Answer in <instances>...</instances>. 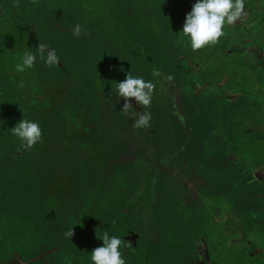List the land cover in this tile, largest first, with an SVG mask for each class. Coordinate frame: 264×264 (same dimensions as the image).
<instances>
[{
    "label": "rangeland",
    "instance_id": "1",
    "mask_svg": "<svg viewBox=\"0 0 264 264\" xmlns=\"http://www.w3.org/2000/svg\"><path fill=\"white\" fill-rule=\"evenodd\" d=\"M67 1L68 0H51V4L48 5V7L53 12L55 8L60 7L58 6L59 3L60 5L62 4V2L67 4ZM171 1L172 0H138L139 4L138 10L136 9V14L138 15V18H145L143 17V14H147L146 8L152 6L153 4L155 6L154 10H156L157 8L159 9L161 6L164 7V3L166 2L169 5L170 9H174L178 3V0H174L173 2ZM45 2L47 3V1ZM76 2L84 4V0H76ZM88 2L90 1L87 0L85 5H83L84 11L86 12H89L91 8L85 7ZM115 2L120 3L119 0H115ZM5 3H7L11 8L13 7V5L19 8V14H24L23 18H36L34 24L37 25L40 30V32L38 33L40 39L45 42L48 46V40L50 41L51 39V46H49V48L55 49L59 59L63 63H65L69 69H73L72 71L77 73L79 85L81 87H96V91L100 90L101 92L103 91L106 94H110L112 92L114 95L116 94V98L119 97V95L115 91V84L121 81H117L116 79L117 77L114 72V70L116 69L115 64H113L109 68L108 65L103 62V59H101V57L97 55V51L92 52L93 59L83 61V58L80 57V54L79 56L76 55L78 52V48L74 46V43L69 41L66 42L64 40L65 34L66 38L69 40L70 37L73 36V32L70 29V25L73 24L69 23V19L64 20L62 18H59L58 11L53 14L52 19L49 18V16L51 15L50 13L45 14L43 11H41L44 10L42 5L40 7L41 10H39L37 8L38 6H36V11L30 13V10L28 11V9H25V12L20 7V3L23 6L25 1L18 2L14 0H5ZM108 3L112 5L114 4V1L111 0V2ZM194 3L195 0L193 1V4ZM92 4L93 8H103L104 2L92 1ZM96 10L92 9L91 11ZM89 15L90 17H93L91 16V14ZM85 16L87 18H82V20H84L83 26L88 29V32L86 33H89L91 38L96 37V35H100V32L104 30V28L108 30L107 18H89L88 15ZM147 17L156 18L155 15L153 17L149 14L147 15ZM53 19H56L57 22L53 21ZM74 20H77V18H75ZM29 22L31 23L30 19ZM51 22H54L55 24H57V26H54V24H52ZM19 24L23 27L24 30H28L25 22H19ZM77 24H79L78 21L76 25ZM55 29L56 31H60V36L55 33ZM106 30L102 31V33L109 35V32H107ZM83 34L84 33H82L81 36ZM151 36L154 35L151 34ZM131 37V35L127 36L122 41V44L126 45L127 48L136 47L135 43L131 41ZM233 37L234 34L232 32V28H228L227 33H224V35L221 36L217 41L219 43H223V40L225 38L227 41L228 38L230 39ZM54 38H56L55 43ZM181 40L185 43V46L187 48H190L189 45L185 42V40L182 38V36ZM95 41L100 44L99 39H96ZM58 42L61 44L60 47H58L57 45ZM147 42L153 43V46H151L153 50L150 52H152L151 57H153L155 61L157 60L155 65L159 66V68L163 70L164 73L169 75L179 85L180 89L178 93L181 94L180 100L184 101L183 108L181 110L186 112L187 116L189 117L188 123L190 126L194 127L195 125H197L200 127L199 132L202 133V137H199V139H197V136H189V134L184 131L182 124H177L178 126H175L173 120L167 122L166 125L162 126V128L164 129V132L160 134V139L163 140L161 141V143H164L162 145V149H171V156H169L171 160H169V162L164 168V172L167 175L165 174L161 177H159L158 175L142 176V169L136 171L135 173H133V175L129 174L135 171V169L137 168L136 164L140 162H134L135 165H132L130 163L131 157L134 158V154L132 153L134 151V148L131 146L130 143H128L129 151L125 152V156L118 161V165L122 167H119V169H109V175H113V180L110 181L111 184H114L113 200H115L119 196L121 198L122 194H124L126 198L128 197L130 199H133L134 192L130 193L128 189L134 188L135 184H137L138 181L142 183V185L145 184L146 187L151 188V190L153 191V195L151 198L153 199H151L150 201L151 206L147 209V212L150 214L147 219V225L149 227V234H151L152 232L153 235L154 231H151L152 227L150 226H152L153 224H155V226L158 225H156V223L152 221L154 216L159 221L162 220L161 216L158 215L156 211V205H158L157 203L160 201L167 202L165 204H168L169 202L172 203L171 199L173 196H175L178 198V201L181 200V202L183 203L184 211L180 212V217L183 218L184 221L182 222L180 219L171 218V215L167 214L163 217V220H165L166 218L170 219V221H168L169 224H172L174 222H181L182 224H185V230L188 232L189 235L193 233V235L196 236L187 235V238L184 239L180 235V233L177 234L176 232V234H173V237H167L166 239L163 238L164 241H162L163 239L161 238L160 234V239L158 242H156V236L158 235V233L154 232V238H152L151 235L153 245L150 249L147 248L148 252L146 253V256L138 252L136 253V255H133L135 258H133L132 255H123L125 261L128 258L125 264H202V261L197 258L196 253L198 245H201V242L199 240L200 238L197 235L205 234V237H208L207 241L209 244V238L212 236L211 234L213 233V229H217L219 234H222V231H224L226 235H231L233 234V232H235L236 229H241L242 226L245 230L244 236L248 237L246 239L248 242H246L245 240V244L248 245L249 243L254 242L253 244H251V246L254 245L255 248H257L254 252L255 254L251 253L250 245L244 247V249L235 250L233 242H229V240L226 241L225 239H223V234L220 239L221 242L223 240L222 244L221 242H215L214 246H212V243L209 246L210 253L212 255L215 254L216 256H219V259L211 258V262L213 264H259L260 261L254 262L253 260L259 257V251L261 249L264 253V243L262 242V236L264 237V182L261 183L260 181L262 180H260V178L257 181L259 182L256 184H259L256 187V190L258 191L257 197H252L254 196L253 193H251L252 190H250V193L246 195L244 192L236 194L232 191V188L235 189L238 187H244L246 185L249 186L251 184L249 180H252L253 175L251 177L249 175L248 169L251 166L248 164L253 163V167H255L259 164L260 160L264 162V143L260 142L256 147H249V141L254 139L253 135H248L246 133V135L238 136V131H235L239 128V124L236 122V115L239 109L237 110V106L232 108L223 106L221 107L218 104V101L215 100L216 98L213 94L211 87L207 88L201 93L199 92L197 94H194L195 90H193L192 84L201 82L200 77H196V79H194L196 81H193V73L190 69H188V63H185L186 60H183L181 58L175 48H171L172 44L170 46L171 49H169L165 45L159 44L158 42H154L150 37L147 39ZM233 42L236 43V41ZM101 43H103V41ZM223 44L225 45V42ZM209 45L203 47L205 48L204 51H202L200 53V56H197V58L202 56V58L204 59L205 57L209 56L210 52L212 51V48L210 49ZM37 46L38 43L36 44L35 42L33 53L37 52ZM74 47L76 48V51L73 53ZM129 50H135V48H131ZM122 53H124V49ZM21 55H23L22 51L19 50L18 55H8V57H11L14 60H18L19 62V58ZM117 62L119 65L124 67L123 63H125L126 60L123 59L122 56V58L119 57ZM6 64H4L1 74L3 76L5 74L12 75L8 77V79H11V81L7 82L5 79H0V86L4 87L2 89H4L5 91L10 92L13 90L17 94L16 97L8 100L9 106L12 109H16L17 104L22 101V95L25 87L28 88L31 86L34 90V88L36 87L45 85V89H47L45 93H47V91L50 90V87L53 86L56 81H58L51 79L52 68L56 65H58L59 68L61 66V69L63 68L60 62L54 66H46L43 60L38 58L36 61L35 70L26 69L22 73L13 71L11 74V71L6 68V66H8ZM38 65L44 67V69L45 67L49 68L50 75L49 72L41 71V73H43V75L45 74V76L43 77V79L37 80L36 71H39L37 69ZM96 69L99 70L96 71ZM92 70L95 71L90 73V71ZM149 71L150 70L148 69L147 72ZM62 73L63 70H61V73L58 75V77H61L63 79L65 77V82H67V79L68 81H70V77H67L65 74ZM93 73H97L98 76V79H96L95 84L89 83L90 81H92V78L89 76V74ZM243 73L245 75V72ZM15 75L18 76L17 80L15 78ZM129 75L133 74L129 73ZM136 76L141 77L139 74H136ZM202 82L203 83L199 86V89L204 88V86L207 85L205 84L204 80ZM262 91L264 92V88L262 89ZM62 98H67L68 100L73 99L69 94L64 95ZM3 100H5V97H0V105L3 104ZM168 103L170 104V101ZM19 106H22V104H19ZM91 106L92 105H90V107ZM194 108H198L199 110V112L197 113L198 117L192 114ZM154 110L155 107L148 112L151 113V115L153 114V117H156L157 121H159V124H161L162 121L159 116L161 115L162 117V114ZM92 111L99 112L101 114V110L98 111L93 109ZM189 113L190 115H188ZM112 117L114 116L111 114L107 118V122H109V128H111L109 137L117 139L119 135L124 133L122 132L123 130H121L119 127L116 128V125H118L119 121L115 122V118ZM102 121L106 122V120L104 119H102ZM152 121L153 120L151 119L150 123L154 124ZM211 126L219 130V137L213 136L211 134L212 132L210 133L206 130V127H208V129H211L209 128ZM148 131L151 136H154V138L156 137V133L151 131L150 128H148ZM133 134L143 146L145 142L147 143V139H149L148 137L146 138L144 135H139L136 132H133ZM197 141H199V143ZM152 144L153 142L151 143V145ZM158 144L156 143L157 146H159ZM190 149H192V153L190 154V156L192 155L191 162L187 164L182 162L179 166L174 165V170H176L177 172L174 173L171 161L174 160L178 165L180 158L183 157L185 153L189 152ZM145 151L148 152L147 149ZM143 153L148 155L145 152ZM234 158L236 160H233ZM118 162L114 163L117 164ZM153 162L158 163V167L160 163L159 159L154 160ZM221 168H224L223 171ZM122 170L127 173H124ZM172 176H175L176 180L173 181ZM225 176L228 177L227 179H229V177L231 176L234 180L231 178L232 180L230 179L224 181ZM6 177L7 176L5 175L2 176L3 179H5ZM95 177L96 174L92 175L91 177H84L82 179L81 189H79L77 193L75 192L73 194L74 197L71 199L70 202H66L69 204H61L56 201V198L51 199L50 195L48 194H45L46 198H43L42 193H47L49 189L50 191L53 190V188H55L54 184L53 186L50 185V187L47 188V182V187H45V184L43 182H36L35 184V178H31L32 180L29 181L25 180L24 182L18 181L16 183H11L10 186L12 188L8 194L9 199H7V196L4 199H0V206L3 205L2 208H0V260L1 258L4 259L5 257L14 254L15 256L19 257L21 259V262L24 264H46V262H50L51 264H91L89 256L90 252L95 247V242L91 237V234L94 233V231L88 227L89 215L87 209L91 206H97V201L102 198V191L100 188H97V184L99 181H97ZM152 177H155V182L151 179ZM247 180L250 183H246ZM116 182L118 184L115 187ZM231 184L232 188L230 187ZM161 185H164V187H161ZM224 185L225 187H223ZM122 186H126L127 188H122ZM212 186H215V188L218 189L215 197L221 195L222 200L229 203L228 206H235L234 211H230L229 209L225 208L226 204L222 200V204L213 201L214 193L211 189ZM84 187L88 188L89 190L95 191L91 195L90 191L86 193V190L88 189L84 190ZM171 187H173V191ZM218 187L222 188L219 189ZM184 198H187V202ZM254 198H258L257 203L250 204L245 202L246 199L248 201L254 202ZM11 199H14V207L19 204L18 210L15 208H8V206L5 208L7 200L9 201ZM83 200L86 201L82 203ZM183 200H185L186 204H184ZM24 202H26V206L23 205ZM126 203L127 202L125 200L122 202L124 206ZM214 204L216 205L213 209L212 205ZM24 207L27 209V211H24L22 209ZM117 207H119V209H122L121 204ZM219 208H225L221 211L226 212V214L228 213V218L220 221V230H218L219 225L217 223V220L220 219L214 217L213 215V210L215 209L218 213L220 212ZM56 213H58V215H56ZM55 217L56 219L53 220V218ZM171 219L173 220L171 221ZM123 220L124 222H122L121 226L126 227V229L129 225L132 227V229L137 228L138 223L141 222V219H133V217L132 219L128 218L125 220L124 218ZM52 222L55 223V225L57 226L64 224L67 226H71V228L72 225H75L74 228L77 230L81 229V227L83 228V236L79 240L77 239V249L79 251L78 257L75 255V253L68 256V252H65L66 248L64 246L62 250H57L60 245L57 240L52 239L54 238V236L46 232L35 231L34 229V225H46ZM259 222L260 226H258L259 224L257 225V223ZM251 227L255 228L256 230H254L253 235L247 233L248 231H251ZM111 228H113V226ZM245 228H247V230ZM169 231H171V228L169 229ZM117 232L122 236L125 235V231L117 230ZM85 233L87 234L85 235ZM98 235H103V233H97L93 238ZM72 236L74 239H76L77 237L76 235ZM233 236H235V234ZM148 238L150 239V236H148ZM226 238H228V236H226ZM11 244L14 245L13 249L10 247ZM240 246L242 247V245ZM242 250L243 252H240ZM81 251L82 254H80ZM59 255L68 257H63L60 261H53L54 257L58 258Z\"/></svg>",
    "mask_w": 264,
    "mask_h": 264
},
{
    "label": "flooded vegetation",
    "instance_id": "2",
    "mask_svg": "<svg viewBox=\"0 0 264 264\" xmlns=\"http://www.w3.org/2000/svg\"><path fill=\"white\" fill-rule=\"evenodd\" d=\"M14 1L22 2L23 0H14ZM173 1L174 0H172L171 2ZM193 1L194 0H178V3L174 9H170L169 7L166 8L165 5L164 7L161 6L159 9H156V13H155L156 18H148L147 14L145 15L143 14V17L145 18H140V17L137 18L136 16H133L134 18H131L130 15L131 18L130 23L132 25V31L130 32V35L132 36L131 41L134 42L136 46L134 47L136 50V55L134 56V59H136V61H134L133 63H137L139 70L142 69L144 70V72H142L141 77L145 81L151 82L153 84V88L156 90L155 92L157 93L155 94L151 93V104L146 109L143 106L138 105L135 102L134 98H128L132 107H130L127 111H124L125 112L124 114L125 116H127V120H128L127 122L128 127L126 126V129L131 134L132 132H136L134 130L137 129L138 131L137 133L140 132L141 133L140 135L142 136L144 135L146 138L148 137L149 140L155 139L153 136L150 135L147 129L149 127L136 128L133 126L135 120L138 119L139 115L142 114L144 110L150 111L155 107L154 111H158L161 114L164 112V108L168 110L171 109V111L168 112L166 116L171 117V119L175 123V126H178L177 124H182L184 131L186 133L187 132L190 133V136L195 137V136H199L198 133L200 134L199 132L200 127L197 125H195L194 127L190 126L188 123L189 117L187 116L186 112L181 110L183 108L184 101L180 100L181 94L178 93L180 89L179 85L169 75L164 73V71L161 70L159 66L155 65L157 60L155 61L153 57H151L152 52H150L153 50V48L151 47L153 46V43L147 42V39L150 37L154 42H158L159 44L165 45L169 49L175 48L178 51L181 58L183 60H186L185 63H188L187 67L193 73L192 76L193 81H196L194 80L196 79V77H200L201 82L192 84L193 90H195L194 94H197L199 92L201 93L202 91L211 87L213 94L215 95L216 98L215 100L218 101V104L221 107L223 106V107L232 108L237 106V110L239 109V111L236 115V119H237L236 122L239 124L238 125L239 128L235 132L238 131L237 132L238 136L246 135V133L248 135H253L254 139L249 141V147H253V146L256 147L260 142L264 143V92L262 91V89L264 88V0H244V11L241 17L233 24L226 23L224 26V33H227L228 28H232L234 37L230 39L228 38L227 41L225 38L223 40V43L225 42V45L223 43H219L218 41L215 43V45L210 44L209 47L210 49L212 48L211 51L212 53L210 52L209 56L205 57L204 59L202 58V56L198 58L197 56H200V53L204 51L205 48H201L197 51H193L191 50V48H187L185 46V43L182 42L181 40L180 33H178L179 31L182 30L185 16L188 12H190L191 7L193 5ZM26 4H27L26 9H28V11L30 10V13L36 11L35 10L36 6H38L37 8L39 10H41L40 9L41 5L44 6L43 7L44 10L41 11H43L44 13L46 11L45 14H47V11L49 9L48 7L49 2L45 4L44 0H27ZM20 7H21V3H20ZM21 8L25 11V8L23 7ZM159 11L161 13H158ZM23 16L24 14H19V8H17L15 5H13V7L11 8L7 3H5V0H0V79H5L7 82L11 81V79H8V77L12 75L5 74L3 76L1 74L4 64L7 63L6 65L8 66H6V68L9 71H11L12 74L13 71L16 72L14 66L16 63H18V60H14L11 57L9 58L8 55L9 56L13 54L18 55L19 50L22 51V54L25 51L34 52L35 42L36 44L38 43V45H43L46 46L47 48L51 46V39L50 41L47 39L49 42V46L40 39L38 35L40 30L37 27V25L34 24L36 18H29L31 21L30 23L29 19L23 18ZM166 18H172L170 25L167 24ZM19 22H25L28 30H24L23 27L19 24ZM55 33H57V35L60 36V32L59 33L55 32ZM151 34H153L154 36H151ZM65 38H66V34L64 35V40ZM55 39L56 38H54V43H55ZM233 41H236V43H234ZM171 44L172 47L170 48ZM57 45L58 47H60L61 44L58 42ZM36 51H38V49ZM59 62L61 63V65L63 64V62L60 59ZM39 67L40 66L38 65L37 69ZM154 68L159 69L160 74L158 76L152 75V70ZM30 69H34V70L36 69V62L33 65V67ZM42 69L45 72H49V68L45 67L44 69V67H42ZM148 69H150L149 71L150 78L146 76L148 73L146 70ZM243 72H245V75ZM15 78L17 80L18 76L15 75ZM203 80L207 85L204 86V88L199 89V86L203 83L202 82ZM2 88L4 87L0 86V97L4 96L5 100H3V104L0 105V112H2L0 113V135L7 134V136L9 137H5V139L8 138L9 143L5 145L3 144V139H0V143L2 144L0 146V162L4 164L6 160L8 161L6 162V165H11L13 161L15 162L16 160H18L24 152L21 149H19V145L21 144V143L19 144L18 142L19 140H17V138L11 134V129L14 126H16V124L20 121V118H18L19 116L18 109L16 108L13 110L9 106L8 100L13 99L14 97L17 96V94L13 90L8 92ZM115 96L116 95H114L112 92L110 94H104L102 92L96 91L92 95L91 94L85 95L81 93L80 95L75 94L71 97L73 98L72 100H80L79 101L80 106L83 105L82 103L90 102L92 105L91 106L92 109L98 111L101 110V114L99 112L91 113L92 117H94L93 115L97 117L95 121L97 120V123L99 124V126H97L96 128L93 127L91 129L99 133L101 137H105L104 134L111 132L110 130L111 128H109V122H107V118L109 115L112 114L111 110L113 104L118 103L120 101H122L121 103L124 104L123 97L116 98ZM50 98H51L50 96L46 97V99L48 100H50ZM48 100H47V105L45 107L46 110H48V105H49ZM169 101L170 104L168 103ZM18 106L19 104H17V107ZM33 107L34 106L29 107L31 113L33 114L31 115L32 117L29 118L32 119L33 117H35L34 109H32ZM22 112L25 113V110L22 109ZM198 112H199L198 108H194L192 114L198 117L197 116ZM190 113L188 115H190ZM9 114L11 116L10 119H9ZM29 118L28 120H30ZM154 118L155 117H153L152 114L151 119L153 121ZM23 119H27V118H23ZM102 119L106 120V122L102 121ZM10 120L12 121V123ZM209 128L211 129H208V127H206V130L210 133L212 132L211 134L213 136L216 137L220 136L218 129H215V127L213 126ZM157 130L161 132L163 128L161 126H158ZM48 135L49 134H47V136ZM108 144L109 143L89 144L87 146L88 151L94 153L90 152L89 154H86L85 155L86 160L85 158L82 159L80 158L79 161H76V162H80L82 165L86 163V165H83L84 168L88 169L89 166L94 167V169L91 168V172L93 175L96 174L95 178L97 179V181H99L97 184V188H100L102 191V196H101L102 198L97 201L100 204L99 205L97 204V206L95 207L91 206L87 209L88 215L91 216V219H89L88 221V227L94 231V233L91 232L92 233L91 237L95 242L94 248L101 246L103 241L98 238L102 235H98L95 238L93 237L97 233H103V234L108 233L109 235H116L122 239L123 244L120 248L122 257L123 255L128 254V256L132 255V257L135 258L133 255H136L137 252L146 256V253L148 252L147 248L150 249L153 245L152 238H154V232L158 233V235L156 236L157 238L156 242H158L160 239V237L158 238V236L160 235V231L153 229L152 226L150 227H152L151 231L152 230L154 231L153 235L152 232L151 234H149L147 219L150 216V214L147 212L148 211L147 209L150 207V201L148 199L146 200V186L145 184L142 185L140 183L138 187L134 189L131 188L128 189L130 193L134 192V198L130 199L128 197L127 198L125 197L124 199H122L123 201L125 200L127 202L125 206L122 204V209H119V207L115 206L114 204L115 201L113 200L114 184H111L110 182L111 180H113L112 179L113 175H109L110 173H109L108 160L107 163L105 162V160H103V150H104L103 146L104 145L106 146ZM34 146L31 148L30 155H32L33 157L32 159L35 162L36 160L34 155H36V153L35 151H33ZM146 146L147 145L145 142L144 147ZM60 147L67 149L68 147H70V144H65V145L63 144ZM71 147H72V143H71ZM161 147L162 145L158 147L155 144L154 146L148 147L149 151L155 154V157L153 158V160H151V162L153 163L154 160L159 159L160 163L158 167H157L158 163H154V164L156 165L157 169L159 168L160 171L163 168H165L166 164L168 163V161L166 160V153H163L160 150ZM7 155L9 156V158L5 159ZM233 160L236 159L234 158ZM171 162H175V161L173 160ZM248 165L251 166L248 169L250 177L253 175L252 180H249L251 184L249 186L246 185L247 187L244 186V187L235 188L234 192L236 194L244 192L247 195L250 193L249 191L252 190L251 193H253L254 195L252 197H257L258 191L256 190V187L259 185V184L256 185L257 183H259L257 181L260 178V180H262L260 182L261 183L264 182V162L260 160L259 164L256 165L255 167H253V163H250ZM172 169L175 173L176 170H174V168ZM61 171H62V176L57 178L58 179L57 183L54 184L55 188H53V190L51 191L49 189L47 193H42V194H43V198H46L45 194H48L50 195L51 199L56 198V201L61 204H69L66 202L67 201L70 202L71 199L74 197L73 194L75 192L77 193L79 189H81L82 179L84 177H91L92 175H88L86 172H83L80 169L74 170L70 167H65L61 169ZM31 178L32 179L35 178L34 179L35 184L36 182H39L40 179H42L36 176L33 177L29 176L28 181L32 180ZM227 178L228 177L225 176L224 181L230 180L232 177L230 176L229 179ZM6 179L8 184H11L9 182L10 177L7 176ZM249 181L247 180L246 183H248ZM44 184L45 187L47 186H48L47 188L50 187L49 183H47V186H46V182ZM8 187L9 189L12 188L11 186ZM223 187H225V185ZM221 188L222 187H220L219 189ZM86 189L88 188L84 187V190ZM211 189L212 192L214 193L213 201H216L219 204L220 203L222 204L223 201L226 204V207L224 206L225 208L229 209L230 211H234L235 206L234 205L228 206L229 203L222 200L221 195L215 197L216 192L218 190L217 188H215V186L214 187L212 186ZM89 191L92 195V193L95 190L88 189L86 190V193H88ZM138 194L140 196H138ZM13 201L14 199L11 200L12 205L10 207L8 206V208H15L18 210L19 204L14 207ZM85 201L86 200H83L82 203H84ZM245 202L251 204L257 203L258 198H254V202L248 201L247 199L245 200ZM215 205L216 204L212 205L213 209L215 208ZM2 206L3 205H1L0 208H2ZM6 207L7 206H5V208ZM225 208H221V209L219 208L220 211L219 213L216 211V209L213 210L214 217L220 219L217 220L218 221L217 223L219 225L218 230L221 229L220 221L228 218L227 217L228 213L226 214V212L221 211ZM22 209L24 211H27L25 207ZM105 212L111 214L112 217L107 223L98 224L97 220L99 219V216L104 214ZM56 215H58V213H56ZM132 217L133 219H137V218L141 219V222L138 223L137 228L132 229V227L129 225L128 228L126 229V227L121 226L122 222H124L123 220L124 218L126 220L128 218L132 219ZM54 219H56V217L53 218V220ZM257 225L260 226V222L257 223ZM74 226L72 225V235H76L77 236L76 239H74L73 236L71 237L66 236V232L71 228V226H67L64 224L57 226L55 225V223L52 222L46 225L44 224H40L38 226L34 225V229L35 231L46 232L54 236V238L52 239L57 240L60 245L57 250H62L64 246L66 248L65 252H68V256L75 253V255L78 257L79 251L77 249L78 247L77 239L79 240L83 236V228L81 227V229L77 230L74 228ZM112 226L113 228H111ZM245 229L247 230V228ZM250 229L251 231H248L247 233L253 235L255 228L251 227ZM117 230L125 231V235L124 236L120 235L117 232ZM222 232H223L222 234H219L217 229L216 230L213 229V233L211 234L212 236L209 238V244L207 241L208 237H204V239H199L201 245H198V248L196 249V253H197V258L202 261V264H212L211 258L219 259V256H216L215 254L212 255L210 253L209 246L211 245V243L212 246L215 245V242L220 243L221 242L220 239L223 234H224L223 239H225L226 241L229 240V242H233L235 250L244 249V247L248 245L251 246V244L254 243L251 242L248 245L245 244L246 242H248L246 240L248 237L244 236L245 230L243 226L241 229H236L235 232H233V234L231 235H226L224 231ZM86 234L87 233H85V235ZM234 234L235 236H233ZM148 236H150V239L148 238ZM226 236H228V238H226ZM262 238H263L262 242L264 243V237ZM124 244H126L127 247H125ZM240 245H242V247ZM10 247L13 249L14 245L11 244ZM256 249L257 248H255L254 245L251 246V253L255 254L254 252L256 251ZM240 252H243V250ZM259 253H260L259 257L254 260L252 257V260L254 262L260 261L261 263L262 262L264 263V253L262 249L259 251ZM80 254H82V251L80 252ZM68 256L59 255L58 258L54 257L53 261H60L62 260L61 258ZM127 260L128 258L126 259L125 262H127ZM260 262L259 264H261ZM0 264H24V263L21 262V259L19 257L15 256L14 254H11L10 256L5 257L4 259L1 258ZM46 264H51V263L46 262Z\"/></svg>",
    "mask_w": 264,
    "mask_h": 264
},
{
    "label": "trees",
    "instance_id": "3",
    "mask_svg": "<svg viewBox=\"0 0 264 264\" xmlns=\"http://www.w3.org/2000/svg\"><path fill=\"white\" fill-rule=\"evenodd\" d=\"M87 0H84V4L77 3L76 0H68L67 4H63L62 6L55 8V12H60L59 18H62L64 20L69 19L71 24L70 29L73 32L74 27L76 26L77 21L79 22V25L81 26V34L84 33L80 37H75L74 35L70 37V40L65 38V41L73 42L74 46L78 48L77 56L83 58V61H87L89 59H93L92 52L97 51V55L103 59V62L108 65L110 68L113 64H115V74L117 81H123L126 78V75L133 74L136 76V74H139L142 76V72L144 70H139L137 63H133L136 61L134 59V56L136 55V50H129L134 47H128L124 44H122V41L125 37L130 36V32L132 31V25L130 23L131 18H134L133 16H136L138 18V15L136 14V9L138 10V0H119L120 3H116L115 0L114 4L110 5L108 2H111V0H88V4L85 7H91L89 12L84 11V6ZM92 1H98V2H104L103 8L100 7H92ZM117 1V0H116ZM116 3V4H115ZM59 6V5H58ZM165 7H169L168 4L165 3ZM92 9L96 11H91ZM147 9V15H151L154 17L156 10L155 6L152 4V6L146 8ZM158 9V8H157ZM131 10V12H130ZM51 13L49 18H53V14ZM158 13H161L160 11ZM93 17H90V15ZM85 15H88L89 18H107V27L108 30L104 28L107 32H109V35L103 34L102 30L100 32V35H96V37L91 38L88 32V29L83 26L84 20L82 18H87ZM131 15V18H130ZM58 18V17H57ZM77 18V20H74ZM110 18V19H108ZM112 18V20H111ZM167 19V24H171V19ZM53 21L57 22L56 19H53ZM54 24V26H57L54 22H51ZM56 28V27H55ZM152 30V29H151ZM55 32H60L56 31ZM99 39L100 44H98L95 40ZM103 41V43H101ZM105 41V42H104ZM79 45V46H78ZM169 46V44H168ZM73 48V53L76 51V48ZM80 47V48H79ZM113 48V49H112ZM124 49V53L123 52ZM111 51V52H110ZM111 53V54H110ZM149 54V52H148ZM126 60L124 64V67L119 65L117 60L122 58ZM152 56V55H151ZM149 63V62H148ZM62 69L59 68L57 65L52 68V74L51 79L52 80H58L55 82L53 86L50 87V90L46 92L47 89H45V85H42L40 87L32 89V87H25L22 95V101L18 104H22V106H18V118H29L33 115L31 113V110L29 107L34 106L32 109H34V116L33 119L29 118L30 120H35L40 124L41 130H42V136L40 141L34 146L33 151H35L37 155L35 156V162L33 161L32 155H30L31 149H25L21 146L20 141L19 142V149H21L24 153L21 155V157L16 160L11 165H6L5 163L2 164L0 162V199H4L7 196V199H9V189L7 179H3L2 176H9V182L10 183H16L18 181L24 182L25 180H28L29 176H36L39 178H42L39 180V182H47L51 186L57 182V178L62 176L61 169L65 167H70L72 169H80L83 172H86L88 175H93L91 172V168L94 169V167L84 168L83 165H86L84 163L83 165L79 161L81 158H85L86 154H89L91 151H88V145L91 143H109L108 145H104L103 150V160L107 163L108 160V166L109 169H116L119 167H122L119 164V160L122 159L125 155V152H128V143L131 144V146L134 148V151L132 152L134 154V158L131 157L130 163L132 165H135L134 162H140L137 165V168L134 172H131L129 174L133 175L136 171L142 169L143 174L142 176H159L165 175L164 168L160 171L159 168L157 169L155 167L154 162L152 163L151 160L155 157V154L153 152H150L148 147L154 146L156 143L159 146L163 145L161 143L160 134L163 133L164 129L159 132L157 130L158 126H164L167 124V122L172 121L171 117H167L166 114L171 111L164 108V112L162 113L161 121L162 123L159 124V121H157L156 117L154 118V121H152L154 124H149V128L152 129L153 132L156 133V137L153 140L147 139L146 147H144L142 144H140V141H138L137 138H135L133 132L132 134L129 133V131L126 129V126L128 127V120L127 116H125V110L123 109V103L122 101L113 104L112 106V115L115 118V122L119 121L118 125H116V128H120L123 130L122 132L124 134L119 135L117 139L109 137V133L104 134L105 137H101L99 133H97L95 130L91 129L93 127L99 126L97 123V118L95 115L92 117V108L90 107L91 103H82L83 105L80 106L79 101L80 100H68L67 98H62L64 95L69 94L71 96L77 94L80 95L81 93L85 95H92L94 92H96L95 88L91 86H84L81 87L79 85V79L77 76V73L72 71L73 69H69L65 63L62 64ZM39 71H36L37 74V80L43 79L45 74L41 73V71H44L42 67L40 66L38 68ZM61 70H63L62 74H65L67 77H70V81L67 82L64 81L66 79L64 77H58V75L61 73ZM99 69H96L98 71ZM150 70V69H149ZM95 70L90 71L93 72ZM147 71V70H146ZM112 72V68H111ZM50 75V72H49ZM76 75V76H75ZM89 76L92 78V81L89 83L95 84L96 79H98L97 73L89 74ZM148 78L149 72L146 75ZM107 77V76H106ZM108 78V77H107ZM70 82V83H69ZM77 86V87H76ZM96 86V85H95ZM93 88V89H92ZM101 92L100 90H98ZM116 91V90H115ZM156 90L153 88L152 93L155 94ZM102 93L106 94L102 91ZM117 93V92H116ZM118 94V93H117ZM116 95V94H115ZM51 97L50 100L46 99V97ZM80 97V96H79ZM47 100L49 101L48 110H46ZM22 109L25 110V113L22 112ZM14 110V109H13ZM30 110V111H29ZM2 113V112H0ZM9 114V119H10ZM11 121V120H10ZM12 123V121H11ZM148 129V128H147ZM134 130V129H133ZM136 133L138 132L137 129L134 130ZM126 132V133H125ZM166 132V131H165ZM117 133V132H116ZM188 133V132H187ZM47 134H49L47 136ZM141 134L140 132L138 133ZM190 136V133H188ZM195 135V134H194ZM199 136H197V139L199 137H202V134L198 133ZM7 134H1L0 139H3V144H7L8 138L5 139ZM154 137V136H153ZM102 139V140H101ZM16 140V139H15ZM14 140V142H15ZM17 141V140H16ZM154 143L151 145V143ZM198 142V141H197ZM72 143V147H71ZM65 144H70V147L67 149H64L60 146ZM2 144L0 143V146ZM198 147V143H197ZM148 150L146 152L145 150ZM160 150L163 153H166V160L169 162L171 154V149L160 148ZM192 149L189 150V152L185 153L183 157H179L180 161L177 165L176 162H172V168H175V166H179L182 162L185 164L190 163L191 156L190 154ZM143 152L147 153L148 155L144 154ZM186 152V151H184ZM94 153V152H91ZM169 153V154H168ZM9 158L7 155L5 159ZM86 160V158H85ZM150 160V161H149ZM185 160V161H183ZM114 162H118L115 164ZM171 164V163H170ZM175 165V166H174ZM79 166V168H78ZM83 166V168H82ZM123 169V168H122ZM158 170V171H157ZM123 171V170H122ZM124 172V171H123ZM127 173V172H124ZM176 173V172H175ZM167 175V174H166ZM13 176V177H12ZM15 176V177H14ZM12 177V178H11ZM170 177V176H169ZM46 178V179H45ZM155 182V177L151 178ZM173 181L176 180L175 176H172ZM14 180V181H12ZM117 182L115 183V187L117 186ZM142 184V183H141ZM140 185V182L138 181L137 184H135V187H138ZM164 187V185H161V187ZM230 186V185H229ZM232 188V184L230 186ZM122 188H126V186H122ZM132 188V189H134ZM172 191H173V187ZM171 191V192H172ZM232 191L234 192V189L232 188ZM160 192V191H159ZM124 193V192H123ZM153 195V191L151 188L146 187V200L148 199L151 201V198ZM120 198L117 197L115 201V206L122 205V199L125 198L124 194L121 195ZM138 196H140L138 194ZM163 196V195H162ZM161 196V197H162ZM190 197V196H189ZM188 198V197H187ZM187 198H184L187 202ZM12 200V199H11ZM11 200H7L6 206H11L12 202ZM184 201V204L186 202ZM172 203L165 204L167 202L160 201L156 205V211L157 214L161 216L162 220L159 221L155 216L153 218V222L156 223L152 225L153 229H156L157 231H160L161 238H167V237H173V234H179L186 239L188 232L185 230V224H182L181 222H174L172 224H169L168 221L170 219L166 218L163 220V217L167 215H171V218H177L180 219L182 222L184 221L183 218L180 217V212L184 211V206L181 200L178 201V198L173 196L171 199ZM190 203V201H189ZM100 203H98L99 205ZM182 204V205H181ZM251 204V203H250ZM24 206H26V202L23 203ZM167 205V206H166ZM181 205V206H180ZM151 206V205H150ZM165 206V207H164ZM164 207V210H163ZM191 211V210H190ZM112 217L111 214L108 212H105L104 214L99 216V219L97 220L98 224H105L107 223L110 218ZM88 218V216H87ZM91 219V216L89 215L88 221ZM173 219H171L172 221ZM165 222V223H164ZM171 228V231L169 229ZM168 230V231H167ZM189 236H196L190 234ZM200 239H204L205 234H199L197 235ZM159 237V236H158ZM195 237V238H198ZM263 237V236H262ZM172 239V238H171ZM164 241V239L162 240Z\"/></svg>",
    "mask_w": 264,
    "mask_h": 264
},
{
    "label": "clouds",
    "instance_id": "4",
    "mask_svg": "<svg viewBox=\"0 0 264 264\" xmlns=\"http://www.w3.org/2000/svg\"><path fill=\"white\" fill-rule=\"evenodd\" d=\"M244 11V0H195L190 12L185 16L181 34L191 50L197 51L206 45L214 44L224 35L225 24H233ZM73 35L80 37L81 26L77 24L73 29ZM36 53L25 51L15 64L17 72H24L33 67L37 59L43 60L46 66H54L59 63V57L55 49L38 45ZM160 74L159 69L152 70L153 76ZM115 90L119 97L124 98L123 109L127 111L132 107L128 98H134L135 102L145 109L151 104L153 84L142 77L126 75V78L115 84ZM151 121V113L144 111L134 122L136 128H147ZM11 134L20 141L25 149H31L42 136L40 124L35 120L21 119L11 129ZM72 229V228H71ZM66 232V236H72V230ZM103 241L101 246L90 252L91 264H125L120 248L123 241L116 235L104 233L98 237ZM127 247L126 244H124Z\"/></svg>",
    "mask_w": 264,
    "mask_h": 264
},
{
    "label": "crops",
    "instance_id": "5",
    "mask_svg": "<svg viewBox=\"0 0 264 264\" xmlns=\"http://www.w3.org/2000/svg\"><path fill=\"white\" fill-rule=\"evenodd\" d=\"M23 1H25V3L23 4V6H22V4H21V7H23V8L26 9V5H27V4H26V1H27V0H23ZM45 1H47V3L49 2V5L51 4V2H50L51 0H44V3L46 4ZM54 1H56V0H54ZM63 4H65V3L62 2L61 5H60V3H59V6H62ZM43 7H44V6H43ZM40 9H41V8H40ZM51 12H52V11H51L50 8H49L47 14H49V13L51 14ZM53 12H55V10H53ZM53 12H52V13H53ZM45 13H46V11H45ZM59 15H60V12H59ZM260 263H261V262H260ZM212 264H213V263H212ZM261 264H264V263L262 262Z\"/></svg>",
    "mask_w": 264,
    "mask_h": 264
}]
</instances>
